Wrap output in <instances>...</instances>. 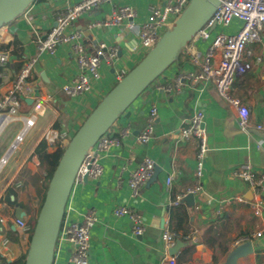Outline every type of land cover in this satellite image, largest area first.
I'll return each instance as SVG.
<instances>
[{"label": "crops", "instance_id": "1", "mask_svg": "<svg viewBox=\"0 0 264 264\" xmlns=\"http://www.w3.org/2000/svg\"><path fill=\"white\" fill-rule=\"evenodd\" d=\"M158 2L115 0L77 21L76 26L84 29L83 45L87 52H93L96 44L102 41L116 46L120 52L111 67L101 66L100 81L83 98L70 100L60 91L62 81L76 72L66 48L61 47L54 54H44L37 59L29 76L35 91L23 98L16 116L0 131V138L6 135L7 140L0 150L1 159L22 128L21 118L35 117L34 126L0 169V198L19 179V184L14 187L17 202L34 207L29 199L22 198L21 189L32 184L26 176L36 178L35 188L41 184L39 162L34 156L37 145L43 140L47 152L54 151L56 142L48 143L45 134L50 130L74 133L100 97L113 87L114 75L118 72L126 74L139 61L140 56L133 50L135 37L127 27L128 22L99 28H87L88 23L108 19L115 5L135 9L134 21L140 22L148 7ZM58 9L60 4L53 0H36L24 14L6 26L10 38L6 41L0 38V54H10L13 50L18 55L10 54L8 62L0 63V96L12 87L24 61L35 57V41L54 23ZM238 26V22H233L223 31L234 32ZM207 45V42L198 41L188 51L201 54ZM248 50L253 68L237 76L230 91L249 110V126L245 131L239 129L226 102L212 84L188 77L197 72L188 52H183L176 63L162 72L108 130L106 136L117 143L100 159L102 176L96 181L73 183L63 216L67 220L80 221L87 212L94 211L97 223L90 234L91 264H159L164 258L171 257L170 249L165 250L161 242V230L166 221L168 229L175 234V245H178L172 255L176 264L186 246L190 250L183 256L185 261L181 264H225L235 241L243 236L250 239L252 250L238 258L235 264H264V234L259 238L252 237L264 224V216L255 214L246 183L233 176L243 164H249L257 174L264 175V28ZM257 58H260L259 63H255ZM178 76H184V79L180 90L176 91L174 85ZM158 85H168L171 91H159ZM153 105L157 114L152 136L146 144H140L137 137L146 126ZM197 111L204 113L207 145L200 179L202 189L194 196L192 206H188L184 198L174 206L175 199L194 181L197 141L183 140L179 132L188 127ZM144 157L154 161L155 169L146 185L133 195L128 186L129 172ZM169 177L171 181L166 185ZM203 195L208 199L204 200ZM238 197L245 202H236ZM226 199L230 203L223 205L218 215L217 205ZM117 206H126L140 214L144 225L141 236L132 233V225L126 218L113 214ZM21 212L24 211L16 214L14 209L0 202V257L7 262L23 261L27 250V243L20 240L13 226ZM23 219L28 221V216L25 214ZM2 240L7 243L3 245ZM66 249V243L56 242L52 264H68Z\"/></svg>", "mask_w": 264, "mask_h": 264}, {"label": "built area", "instance_id": "2", "mask_svg": "<svg viewBox=\"0 0 264 264\" xmlns=\"http://www.w3.org/2000/svg\"><path fill=\"white\" fill-rule=\"evenodd\" d=\"M60 4V9L55 12L54 23L45 34L38 36L35 41L36 55L28 58L17 72L13 85L2 96H0V131L17 114L20 104L26 96L35 91L33 83L29 80L32 67L37 59L44 55H52L61 47L68 50L74 61L76 72L67 77L60 84V91L70 100H78L90 93L95 84L101 79V66L111 67L118 60V48L105 42H98L93 52H87L83 45L84 29L77 27L78 20L90 16L99 10L104 4H111L115 0H53ZM190 0H159L157 4L148 7L147 14L140 22H135L137 12L127 5H115L112 7L110 16L104 21H90L87 28H99L101 26H118L122 22H128L127 27L135 37L133 50L138 53L140 59L151 50L162 34L168 30L174 20L181 14ZM25 12V11H24ZM24 14V13H23ZM238 22L237 30L225 33L223 29ZM264 28V0H220L219 5L206 21L201 29L195 34L182 52H188L195 47L198 41L207 42L208 45L201 54H190V62L197 67L196 74L188 77L193 81L203 80L212 84L221 98L226 102V107L237 126L245 131L249 126V110L239 97L230 94L234 79L239 75L248 73L253 68L250 61L248 47L259 39ZM0 38H10L6 26L0 28ZM11 55L8 52L0 54V63H6ZM139 59V60H140ZM260 58L255 60L259 63ZM125 74L120 72L114 75L115 83ZM184 76H178L175 80V90L179 91ZM153 84V83H152ZM159 91L170 92L168 85L156 86ZM104 95H102L103 97ZM100 97V99L102 98ZM99 99V100H100ZM157 114L156 106H151L146 119V126L137 137L140 144H146L152 136L153 122ZM22 128L15 136L4 156L0 159L6 164L9 156L23 141L27 131L34 126L35 117L21 118ZM204 113L197 111L189 120L188 127L180 130L179 134L183 140L195 139L197 141L195 154L194 181L185 190L184 194L178 196L173 202L178 206L186 195H197L201 192L200 179L203 172V164L206 158L207 145L206 134L203 128ZM260 128V126H258ZM108 132V131H107ZM106 132V133H107ZM106 133L89 149L80 163L74 177V183H82L83 179L96 181L102 176L103 167L100 159L104 153L117 141L110 139ZM73 134V133H72ZM68 131H48L44 138L50 144L58 140L65 146L72 136ZM1 167V168H2ZM155 163L150 157H144L141 163L129 172L128 186L132 194L143 188L152 177ZM233 176L246 183L252 197V208L256 215L264 216V175L257 174L249 164L239 166ZM171 177L166 179L169 185ZM238 203L245 200L242 197L235 199ZM230 203L229 199L218 203L216 212H222V206ZM113 214L116 217L126 218L132 225V233L141 236L144 232L143 220L140 214L126 206H117ZM2 220L0 219V222ZM97 223L94 211L87 212L80 221L67 220L63 217L57 241L67 244L68 264H91L90 263V234ZM13 226L20 240L28 244L32 229L28 221L22 217L14 219ZM264 234V224L252 237L259 238ZM174 233L168 229V222L164 223L161 230V242L165 250L175 246ZM250 242L246 236L238 238L234 247ZM2 240V244H6ZM159 264H176L174 257L164 258Z\"/></svg>", "mask_w": 264, "mask_h": 264}, {"label": "water", "instance_id": "3", "mask_svg": "<svg viewBox=\"0 0 264 264\" xmlns=\"http://www.w3.org/2000/svg\"><path fill=\"white\" fill-rule=\"evenodd\" d=\"M33 2L34 0H0V28L21 16ZM219 3L220 0H190L155 46L113 85L77 127L48 180L23 264H52L66 202L77 169L87 151L162 72L178 61L185 46L212 16ZM86 181L84 178L83 182ZM202 198L208 199L205 195ZM183 201L192 206L194 196L186 195ZM20 216L25 217V213L21 212ZM177 248L176 244L170 249V256L174 255ZM251 250V242L234 247L225 264H235L238 258L250 254Z\"/></svg>", "mask_w": 264, "mask_h": 264}, {"label": "trees", "instance_id": "4", "mask_svg": "<svg viewBox=\"0 0 264 264\" xmlns=\"http://www.w3.org/2000/svg\"><path fill=\"white\" fill-rule=\"evenodd\" d=\"M36 1V0H34ZM14 40H16V37H14ZM8 45L6 46V48ZM10 54L12 56H17L16 51H10ZM183 52L181 53V55ZM180 55V57H181ZM1 82V81H0ZM65 146L61 145L60 141L58 140L55 145V150L52 152H47L46 150V142L41 141L34 151V156L37 158L39 165H38V176L41 178V184L43 191L45 193V190L47 188L48 180L51 177ZM29 182H31L33 185L36 182V178H29ZM19 184V179H16L14 184L10 187H8L4 195L0 198V202H4L8 207L14 209L16 211V214H18V211H24L25 214L28 216V225L30 227V230L33 228L35 216L38 212V210L32 206H26L22 203H18L16 200V193L14 187ZM43 193V197H44ZM14 197L13 200L10 199V197ZM42 197V201H43ZM41 201V203H42ZM177 231V228L175 229ZM9 233H11V230H8ZM185 234V232H184ZM175 235V234H174ZM190 248L188 246L185 247V249L180 253V255L177 257V261L179 264L183 263L185 261L184 255L188 253ZM0 264H23V261H13V262H7L5 258L0 257Z\"/></svg>", "mask_w": 264, "mask_h": 264}, {"label": "rangeland", "instance_id": "5", "mask_svg": "<svg viewBox=\"0 0 264 264\" xmlns=\"http://www.w3.org/2000/svg\"><path fill=\"white\" fill-rule=\"evenodd\" d=\"M5 136L6 135H3L0 138V150H2V147L7 143V140L5 139L6 138ZM0 175H1V170H0ZM25 179L27 180L28 176H26ZM43 193H44V191H43V188H42V184H40V185L38 184L36 188H35V186L33 184H31L30 186L26 185L25 187H22V189H21L22 198L23 199H29L31 204H33L34 208H36L37 210L41 206ZM26 246H28V244Z\"/></svg>", "mask_w": 264, "mask_h": 264}, {"label": "bare ground", "instance_id": "6", "mask_svg": "<svg viewBox=\"0 0 264 264\" xmlns=\"http://www.w3.org/2000/svg\"><path fill=\"white\" fill-rule=\"evenodd\" d=\"M1 122H2V119L0 118V124H1ZM2 164H3V162L0 163V169L2 167Z\"/></svg>", "mask_w": 264, "mask_h": 264}]
</instances>
